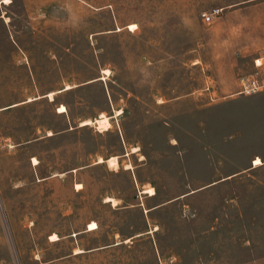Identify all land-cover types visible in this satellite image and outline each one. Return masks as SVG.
<instances>
[{"label":"rangeland","instance_id":"1","mask_svg":"<svg viewBox=\"0 0 264 264\" xmlns=\"http://www.w3.org/2000/svg\"><path fill=\"white\" fill-rule=\"evenodd\" d=\"M262 56L264 0L0 8V264H264Z\"/></svg>","mask_w":264,"mask_h":264},{"label":"built area","instance_id":"2","mask_svg":"<svg viewBox=\"0 0 264 264\" xmlns=\"http://www.w3.org/2000/svg\"><path fill=\"white\" fill-rule=\"evenodd\" d=\"M14 0H0V8L9 6ZM203 21L206 24L213 22L212 14H204ZM256 74L249 78H242L240 80V91L239 94L253 95L264 91V56L258 57L254 61ZM209 90V89H207Z\"/></svg>","mask_w":264,"mask_h":264},{"label":"bare ground","instance_id":"3","mask_svg":"<svg viewBox=\"0 0 264 264\" xmlns=\"http://www.w3.org/2000/svg\"><path fill=\"white\" fill-rule=\"evenodd\" d=\"M135 28L136 26L135 25H131L130 26V30L131 31H135ZM70 86L67 87V89H69ZM53 93L50 94L51 97H53ZM67 109L65 106H61L60 109H59V113H66ZM91 122H86V124H89ZM97 124L99 125V128L102 130V131H106L109 129L110 127V123L108 121L107 118H104V119H100V120H97ZM103 160L102 159H99V162H102ZM111 165L113 166H117L118 165V161H117V158H112L110 161ZM263 162L262 160H260V158H257L256 161H255V166H258V165H261ZM33 164L34 165H37L38 164V160H36L35 158L33 159ZM117 168V167H116ZM81 184L77 185V189L81 188ZM98 228L97 224L96 223H92L90 224V230L93 231V230H96ZM52 241H57L58 240V237L57 236H53L52 237Z\"/></svg>","mask_w":264,"mask_h":264},{"label":"crops","instance_id":"4","mask_svg":"<svg viewBox=\"0 0 264 264\" xmlns=\"http://www.w3.org/2000/svg\"><path fill=\"white\" fill-rule=\"evenodd\" d=\"M51 93H55V92H51ZM49 94H50V93H49ZM49 94H47V97H48V98H50V97L48 96ZM54 96H55V95H54ZM31 101H32V99H31ZM59 114H60V113H59ZM88 120H89V119H88ZM88 120H85V121H88ZM85 121H84V122H85ZM91 121H92V120H91ZM80 126H81V125H80ZM82 127H86V126H82Z\"/></svg>","mask_w":264,"mask_h":264},{"label":"snow or ice","instance_id":"5","mask_svg":"<svg viewBox=\"0 0 264 264\" xmlns=\"http://www.w3.org/2000/svg\"><path fill=\"white\" fill-rule=\"evenodd\" d=\"M5 2H8V0H5Z\"/></svg>","mask_w":264,"mask_h":264}]
</instances>
